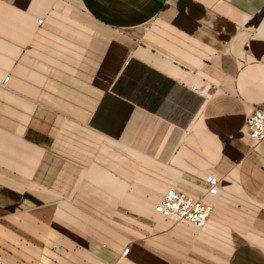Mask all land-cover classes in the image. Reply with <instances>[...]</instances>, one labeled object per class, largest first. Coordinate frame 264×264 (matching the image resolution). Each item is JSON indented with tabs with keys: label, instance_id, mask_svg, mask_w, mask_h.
Masks as SVG:
<instances>
[{
	"label": "crops",
	"instance_id": "1",
	"mask_svg": "<svg viewBox=\"0 0 264 264\" xmlns=\"http://www.w3.org/2000/svg\"><path fill=\"white\" fill-rule=\"evenodd\" d=\"M253 108L264 0H0V264H264Z\"/></svg>",
	"mask_w": 264,
	"mask_h": 264
},
{
	"label": "built area",
	"instance_id": "2",
	"mask_svg": "<svg viewBox=\"0 0 264 264\" xmlns=\"http://www.w3.org/2000/svg\"><path fill=\"white\" fill-rule=\"evenodd\" d=\"M42 19L38 23H42ZM5 76L3 82L8 81ZM244 127L250 140L259 142L264 139V110L253 108L247 114ZM207 188L205 194L214 195L218 190V179L212 175L205 178ZM155 212L164 218L173 221L189 222L196 228L205 227L211 213L213 205L203 200V197H197L185 192L180 188H170L166 190L161 199L154 207ZM129 248L123 250L122 254L126 255Z\"/></svg>",
	"mask_w": 264,
	"mask_h": 264
}]
</instances>
